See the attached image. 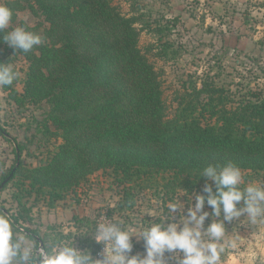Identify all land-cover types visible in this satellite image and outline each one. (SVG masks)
Wrapping results in <instances>:
<instances>
[{
  "label": "trees",
  "instance_id": "obj_1",
  "mask_svg": "<svg viewBox=\"0 0 264 264\" xmlns=\"http://www.w3.org/2000/svg\"><path fill=\"white\" fill-rule=\"evenodd\" d=\"M5 4L11 22L30 10L47 23L42 43L21 52L29 61L24 96L51 105L49 118L62 142L37 166L21 162L8 169L1 190L17 180L18 190L47 196L54 207L100 170H111L120 184L169 173L188 191L206 181L196 174L210 163L264 173V90L236 95L206 77L185 90L169 116L162 72L140 46L139 16L125 15L111 0ZM2 35L0 50L11 48ZM5 89L17 95L13 84ZM9 216L17 228L24 218Z\"/></svg>",
  "mask_w": 264,
  "mask_h": 264
},
{
  "label": "rangeland",
  "instance_id": "obj_2",
  "mask_svg": "<svg viewBox=\"0 0 264 264\" xmlns=\"http://www.w3.org/2000/svg\"><path fill=\"white\" fill-rule=\"evenodd\" d=\"M7 1L0 0V3ZM111 1L125 15H137L144 21L138 25L142 29L140 46L162 72L169 116L175 113L185 90L191 84L200 86L206 77L236 95L264 90V0ZM45 26L43 16L24 10L18 12L8 30L23 27L42 37ZM4 62L18 73L13 82L18 92L11 94L5 86H0L3 129L0 131V183L8 169L21 162L37 166L62 142L49 118L51 105L24 96L29 61L21 52L3 46L0 63ZM21 146L24 151L17 154ZM171 177L169 173L154 174L135 183L120 184L111 170H100L54 207L49 206L47 196L18 190L14 180L5 189L0 188V204L9 215L24 216L18 229L33 241L37 250H49L50 237L73 240L75 247L88 250L94 259H99L104 245L95 241L91 229L101 216L118 220L126 228L139 232L150 222L164 219L168 215L167 205L175 197L180 196L185 206L183 214L187 215L188 196H192L194 204L195 195L204 194L206 181L188 191L183 185H176ZM243 178L246 182H264V173L243 171ZM126 192L130 194L127 196ZM204 210L212 211L207 204ZM180 215L178 210L175 220ZM244 220L241 216L239 220L225 222L226 238L238 240L236 248L222 254L220 264H264V226L250 225ZM210 222L211 216L205 221V228ZM27 228L36 231L38 238H30ZM131 239V255L139 253L143 257L146 254L143 241L135 235ZM165 259L170 260L168 254Z\"/></svg>",
  "mask_w": 264,
  "mask_h": 264
},
{
  "label": "clouds",
  "instance_id": "obj_3",
  "mask_svg": "<svg viewBox=\"0 0 264 264\" xmlns=\"http://www.w3.org/2000/svg\"><path fill=\"white\" fill-rule=\"evenodd\" d=\"M12 9L0 3V33L2 42L27 53L42 43V38L23 27L11 30ZM18 73L9 63H0V86H10ZM206 178L204 194L188 196L187 215L180 196L168 203V215L159 222H150L139 232L126 228L118 220L104 216L91 229L96 242L104 248L102 258L94 259L88 250L74 246L73 240L49 238L47 251L37 250L25 234H21L13 219L0 214V264H220L222 254L237 247L238 238H226V223L245 217L250 225L264 226V182H246L242 169L233 162L210 163L198 170L196 178ZM211 181L212 183H208ZM213 184L215 191H213ZM186 194V193H185ZM242 202V206L238 207ZM205 204L211 209L205 211ZM180 211L179 220L174 214ZM211 222L205 228V221ZM222 217V218H221ZM142 240L146 254L131 255L132 237ZM166 254L169 259H165Z\"/></svg>",
  "mask_w": 264,
  "mask_h": 264
}]
</instances>
